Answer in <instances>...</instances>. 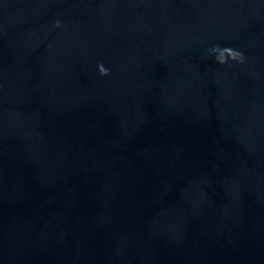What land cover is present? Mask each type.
Masks as SVG:
<instances>
[{
	"label": "water",
	"instance_id": "obj_1",
	"mask_svg": "<svg viewBox=\"0 0 264 264\" xmlns=\"http://www.w3.org/2000/svg\"><path fill=\"white\" fill-rule=\"evenodd\" d=\"M0 264H264V0H0Z\"/></svg>",
	"mask_w": 264,
	"mask_h": 264
},
{
	"label": "clouds",
	"instance_id": "obj_2",
	"mask_svg": "<svg viewBox=\"0 0 264 264\" xmlns=\"http://www.w3.org/2000/svg\"><path fill=\"white\" fill-rule=\"evenodd\" d=\"M56 26L59 27V21L56 22ZM217 49L226 52V56L224 58L215 56V59L221 64L226 62V58L231 59V60H238V61H242L243 59V56L241 53L231 48H227V47L225 48L213 47L212 49H210V52H215ZM97 67H98L100 74L106 75L108 73V69H106L102 64H99Z\"/></svg>",
	"mask_w": 264,
	"mask_h": 264
}]
</instances>
